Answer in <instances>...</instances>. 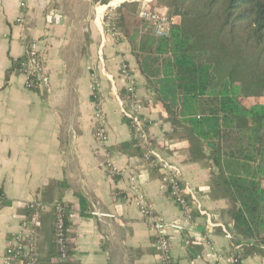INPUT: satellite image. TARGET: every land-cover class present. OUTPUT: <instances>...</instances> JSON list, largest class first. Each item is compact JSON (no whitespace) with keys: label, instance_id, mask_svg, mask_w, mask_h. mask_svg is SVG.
I'll list each match as a JSON object with an SVG mask.
<instances>
[{"label":"crops","instance_id":"crops-1","mask_svg":"<svg viewBox=\"0 0 264 264\" xmlns=\"http://www.w3.org/2000/svg\"><path fill=\"white\" fill-rule=\"evenodd\" d=\"M104 3L0 0V264L31 201L47 207L37 233L38 264H50L55 221L51 208L55 203L66 208L71 264H158L151 228L134 197L151 206L156 216L184 226L183 231H167L173 264H230L236 238L227 214L228 200L213 187L215 168L209 151L195 149L194 137L171 125L151 80L142 73L143 69L155 74L161 71L155 61L158 38L152 28L137 16L145 28L140 23L139 29L128 32L129 8L165 14L166 3ZM121 6L125 27L123 38L116 42L107 32L106 17ZM31 41L38 42L49 75L46 88L26 89L25 77L14 66L24 59ZM123 65L136 80L141 113L149 119L146 132L153 139L152 147L181 168L182 183L201 202L208 218L195 212L188 226L161 183L162 171L140 158L121 114ZM93 75L98 79L95 96ZM96 105L105 120L106 150L121 173L115 178L104 170V147L94 137ZM225 232L234 239L229 240ZM244 251L247 256L241 264H264L259 247L246 246L241 254Z\"/></svg>","mask_w":264,"mask_h":264},{"label":"trees","instance_id":"trees-1","mask_svg":"<svg viewBox=\"0 0 264 264\" xmlns=\"http://www.w3.org/2000/svg\"><path fill=\"white\" fill-rule=\"evenodd\" d=\"M160 1L172 25L168 38H158L156 53L169 58L159 73L145 67L142 73L171 125L193 136L195 149L209 151L213 187L228 200L235 243L264 245V104H244L264 97V0ZM121 8L116 22L122 29ZM227 160L255 168L230 172ZM54 240L55 221L50 264L57 258ZM66 243L71 257L68 232Z\"/></svg>","mask_w":264,"mask_h":264},{"label":"built area","instance_id":"built-area-1","mask_svg":"<svg viewBox=\"0 0 264 264\" xmlns=\"http://www.w3.org/2000/svg\"><path fill=\"white\" fill-rule=\"evenodd\" d=\"M138 17L142 22L152 28L153 35L156 38H168L170 36L172 21L165 14L156 10L142 9ZM17 22H21V19H18ZM106 29L114 41L118 42L123 38L122 29L116 22V12L114 10L109 11L106 17ZM18 72L26 79L24 85L26 89L31 90L37 87L46 88L49 85V75L41 60L37 41L27 43L24 59L19 63ZM120 76L123 80L125 92L124 98L119 99L121 114L128 122L132 139L135 142L136 148L141 153L140 158L148 166L158 168L162 171L161 183L167 189L172 201L179 208L184 222L188 226L192 225L193 213L195 212L208 218L209 215L203 209L201 202L191 192L189 187L182 183L181 168L177 164L164 158L152 147L153 139L146 132L149 119L141 113L142 106L136 93V80L126 65L121 66ZM91 83V91L95 96L98 94V79L94 75L92 76ZM93 127L96 141L104 147L105 159L102 163L104 170L110 178L121 175L105 147L108 143V134L103 113L98 105L94 109ZM136 191L137 188L133 187V193H136ZM133 200L139 209L141 217L147 219L151 228L154 245L158 251V264H173L171 244L167 231L170 229L183 231L185 229L184 226L179 222L170 223L156 216L151 206L142 202L139 198L135 199L134 197ZM26 207L28 214L21 220L19 232L13 235L7 242L1 264H16L19 260H22L24 264H38L39 262L40 254L37 247V233L42 214L47 210V207L36 201H31ZM51 209L55 217L54 243L57 253L55 264H68L70 257L67 253L66 243V234L68 232L65 227L66 208L61 203H55ZM190 228L188 227V229ZM225 235L229 240L234 239L228 232H225ZM231 246L235 252L229 259L230 264H241V250L246 246L259 247L264 257V245L259 243L255 244L254 241L247 245L232 243Z\"/></svg>","mask_w":264,"mask_h":264},{"label":"rangeland","instance_id":"rangeland-1","mask_svg":"<svg viewBox=\"0 0 264 264\" xmlns=\"http://www.w3.org/2000/svg\"><path fill=\"white\" fill-rule=\"evenodd\" d=\"M129 10H130V13H132V15H131V18H128L126 20V21H130V24L127 25V26H129L128 32H130L131 29H133L134 27H135L134 29H139L140 23H141V25H143V28H145V25L142 22H140V20L137 17L139 14L137 12L138 8L136 6H133V7L129 8ZM165 15H167V13H165ZM124 22H125V20H124ZM168 58H169V54H167V53H165V54H159V53L157 54L156 53L155 61L159 67V70H161L163 67L164 68L166 67ZM258 103L264 104V97H262L258 100H247L244 102L245 105H255ZM225 166H226L228 171L238 172V173L246 172L247 170L251 171L252 169L255 168V165L243 164V163L241 164L240 161H236V160H227L225 162Z\"/></svg>","mask_w":264,"mask_h":264}]
</instances>
